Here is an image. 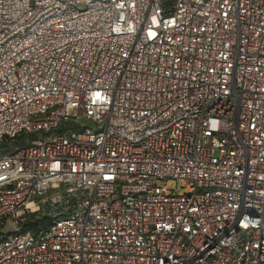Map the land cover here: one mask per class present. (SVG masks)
I'll return each mask as SVG.
<instances>
[{"label": "built area", "instance_id": "1", "mask_svg": "<svg viewBox=\"0 0 264 264\" xmlns=\"http://www.w3.org/2000/svg\"><path fill=\"white\" fill-rule=\"evenodd\" d=\"M0 264H264V0H0Z\"/></svg>", "mask_w": 264, "mask_h": 264}, {"label": "trees", "instance_id": "2", "mask_svg": "<svg viewBox=\"0 0 264 264\" xmlns=\"http://www.w3.org/2000/svg\"><path fill=\"white\" fill-rule=\"evenodd\" d=\"M42 203H44L42 204V209L45 210L43 216L39 217L40 211L31 214L23 223L25 229L31 230L34 233H39L54 217L49 207V203L47 201H42Z\"/></svg>", "mask_w": 264, "mask_h": 264}, {"label": "rangeland", "instance_id": "3", "mask_svg": "<svg viewBox=\"0 0 264 264\" xmlns=\"http://www.w3.org/2000/svg\"><path fill=\"white\" fill-rule=\"evenodd\" d=\"M171 184L173 185L174 183H171ZM42 201H46V199H45V200H44L43 198H40V199H39V202H40V210H39V211H40V214H39V217L43 216V213H44V211H45L44 209H42V206H43L42 204H44V203H42ZM49 207H50V206H49ZM39 211H38V212H39Z\"/></svg>", "mask_w": 264, "mask_h": 264}]
</instances>
